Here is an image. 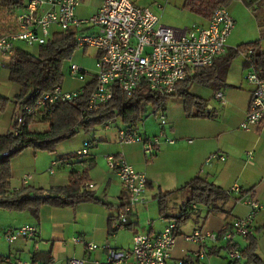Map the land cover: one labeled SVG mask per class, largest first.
Masks as SVG:
<instances>
[{
  "label": "crops",
  "instance_id": "crops-1",
  "mask_svg": "<svg viewBox=\"0 0 264 264\" xmlns=\"http://www.w3.org/2000/svg\"><path fill=\"white\" fill-rule=\"evenodd\" d=\"M88 1L90 2L89 10L82 7L84 0L80 1V5L76 9L77 17L92 16L99 10L103 2V0ZM136 1L150 6L160 15L157 0ZM171 2L170 0L166 4L165 9L171 8ZM256 4L259 6L255 11L256 14L260 12L262 15L257 20L261 37H255L256 39L236 38L234 37L235 25L228 38L227 49L230 45L237 44V47L245 42L258 41L261 50L264 51L262 42L264 0H256ZM24 6L25 0L24 5L18 8L9 11L0 9V35L16 31V17L24 9ZM208 20L202 18L201 24L206 25ZM56 31L58 30L54 29V32ZM95 31L97 28L91 25L80 28V32L92 33ZM17 48V53L11 60L17 58L22 52H28L21 50L18 46ZM241 55V60L238 63L239 67L242 66L241 69L239 68L240 72H243V67L246 66L245 56ZM6 56L8 55L0 53V93L10 98V101L5 111L0 112V135L14 130L15 117L22 109L21 103L15 98L20 91V86L16 83L13 85V82L9 80L8 64L11 60H6ZM4 65L8 68L6 75H3L2 67ZM69 66L66 69L69 79L81 81V84L77 87H65L61 83L65 91L79 90L93 79L95 71L87 73L85 81L71 77ZM238 84L243 85L242 80ZM236 86L234 84V87L231 88L213 89L212 98H206L209 100L208 109L212 115L206 117L187 116L182 99H179L182 103L181 106L180 102L170 98L166 110L168 127L167 130L164 129V132L166 136L175 139V143L163 142L154 154L145 153L140 142L121 143L118 135L120 128L113 129L107 124L97 131L96 136L93 135V139L88 133L78 139L73 136L62 141L58 145L56 153L46 150L37 151L28 147L13 156L10 161L13 188H19L24 184L44 189L65 186L70 182V173L73 168L82 170L87 167L90 177L88 183L93 184V187L88 188L87 186V188L95 193L99 201H84L68 206L45 203L40 207L38 214L29 210L18 211L0 208V227L2 229L33 224L39 231L35 238L18 239L13 243H8L5 238H1L0 258L20 257L40 262L47 261L52 264H67L72 257L84 260V264H96V260L105 262L108 252L103 248L104 245L122 249L129 248L136 233L158 234L168 224L176 223V217L181 215L184 209H187L186 212L194 222L188 228L181 225L177 229L180 235L173 251V257L183 259L184 264H199L200 262L233 264L228 258L227 241L222 237L216 242H208L204 247L205 257L198 258L196 252L200 250L201 246L185 240L181 234L192 233L201 227L220 234L227 224H232L236 218L245 217L249 213V205L244 202L243 198L252 196L262 205V209L254 219L253 236L256 240V253L264 264V121L251 130L241 127L248 112L253 85L248 82L246 88ZM218 90L224 92L225 100L215 96ZM32 125L37 128L39 122ZM86 141L91 142L88 156L82 159L78 158L76 162L74 160L63 161L57 164L53 173L49 171L53 159L70 153L74 154L83 147ZM249 151L252 153L249 154ZM108 154L123 155L138 171L144 172L149 180L145 200L135 205L134 212L129 216V221L121 227L117 226L118 213L127 201V195L116 170L111 168L107 162ZM212 154H217V156L207 161ZM221 156H224V159ZM26 176L28 177L25 180ZM196 176H202L226 191H230L234 185H238L241 188V193L231 192L227 200L220 201L218 205L222 207V210L218 212L211 211L208 207L200 204H197L199 210L194 211L192 205L196 203H192L188 209L190 193L183 186ZM160 191H174L168 196L165 212H161L160 209ZM193 212L196 215H192ZM111 217H114V222L111 221ZM111 227L115 228V231L112 232ZM0 234L2 235V231ZM77 237L94 242L99 247L88 250L84 243L75 241ZM234 241L240 248L245 247L249 242L246 237L241 236H236ZM242 261L244 262L245 259Z\"/></svg>",
  "mask_w": 264,
  "mask_h": 264
},
{
  "label": "built area",
  "instance_id": "built-area-1",
  "mask_svg": "<svg viewBox=\"0 0 264 264\" xmlns=\"http://www.w3.org/2000/svg\"><path fill=\"white\" fill-rule=\"evenodd\" d=\"M81 0H25L24 9L16 17L17 29L0 36V53L14 55L17 53V42L41 46L53 36L54 29L77 32L79 46L98 49L96 69L93 79L96 87L88 102L89 109H98L112 98L115 86L122 88L128 95L145 83L162 96L176 91L179 82L185 80L191 68L208 67L215 59L227 50V41L231 35L235 20L227 7H219L209 18L206 25L193 24L190 27H173L161 22L159 15L147 5L136 0H103L99 10L88 18L76 16V9ZM169 0H157L159 10H164ZM85 25L95 26L92 33L80 32ZM253 53V49L249 50ZM71 59V58H70ZM248 63L253 58H247ZM88 71L76 62H71L69 75L86 80ZM1 74V69H0ZM245 79L253 85L249 108L241 127L251 130L264 121V71L248 67ZM83 91H65L61 85L52 91L40 94L33 104H27L15 117L18 126L26 122V116L43 110L56 102L69 101ZM218 99L225 100L224 92L216 91ZM165 114L160 115V123L166 124ZM121 143L140 142L144 152L154 154L163 143L173 144L175 139L165 135H142L135 130L120 128L118 131ZM90 142L86 141L75 154L79 158L89 155ZM249 154L252 151L248 152ZM8 152L5 153V155ZM217 154L208 157L210 161ZM224 159V156H221ZM107 162L114 168L127 195V201L118 213V227L129 221L137 203L145 200L148 189V177L138 171L121 154H108ZM66 161V160H64ZM63 161L53 159L49 171L53 173L57 164ZM28 176L25 177V180ZM93 187L92 183L87 184ZM241 193V188L234 185L231 190ZM242 199V198H241ZM249 205V213L245 217L236 218L231 229L219 234L205 228H197L192 233L181 234L187 240L201 246L196 252L198 258L205 257V245L216 242L220 237L227 241L228 258L231 261L241 258L240 250L234 246L235 237H247L254 234V219L262 209L259 201L248 196L243 198ZM194 211L199 210L193 204ZM2 235L8 243L18 239H32L38 235V228L33 224L19 227L1 228ZM179 233L176 223L168 224L158 234L138 232L134 235L129 248H115L104 245L108 252L105 262L96 260V264H184L183 259L173 257ZM76 242L84 243L88 250L99 247L94 242L75 238ZM0 264H52L20 257L0 258ZM67 264H84V260L72 257ZM199 264H205L200 262Z\"/></svg>",
  "mask_w": 264,
  "mask_h": 264
},
{
  "label": "trees",
  "instance_id": "trees-1",
  "mask_svg": "<svg viewBox=\"0 0 264 264\" xmlns=\"http://www.w3.org/2000/svg\"><path fill=\"white\" fill-rule=\"evenodd\" d=\"M231 1L184 0L182 6L202 18L209 19L217 8H228ZM23 5L24 0H0V9L8 11ZM78 47L77 32L58 30L53 33L47 43L39 47L38 54L22 52L9 62V80L20 86V91L15 98L22 107L33 104L40 94L52 91L56 86L61 85L64 79V64ZM250 49H253L252 54L249 53ZM239 54L245 56L247 67L264 71V51L261 50L260 43L258 41L245 42L232 51L227 49L224 54L215 59L211 66L191 68L187 78L179 82L176 91L169 95H176L182 99L187 116H211L212 113L208 109L209 100L191 92L190 83L194 81L212 89L227 85L230 65L233 58ZM249 56L253 58L252 63L247 61ZM95 87L96 80L92 79L72 100L56 102L43 110H37L32 115H27L26 122L22 126H18L14 120V130L0 135V208L29 210L38 214L40 207L45 203L68 206L84 201H99L95 193L87 188V183L90 181L87 167L82 170L73 168L70 173V182L65 186L44 189L24 184L15 189L12 187L11 158L28 147L37 151L46 150L56 153L62 141L75 136L79 131L92 133L98 125H107L117 118H121L124 122L125 127L122 128L135 130L148 111V107L152 106L155 112L169 96L158 94L145 83L137 87L130 95L119 86H115L112 98L98 109L92 110L88 108V102ZM9 101L10 98L0 93V112L5 111ZM39 121L44 122L47 127L34 128L32 124ZM6 152L8 154L5 155ZM78 158L75 153H70L56 159L76 162ZM183 188L189 190V205L192 203L204 205L215 212L222 210L218 203L227 200L231 195V191L222 189L202 176L194 177ZM173 192L160 191L161 212H165L168 196ZM186 211L187 209H184L183 213L176 217V229L190 217ZM114 220V217H111V221L114 222ZM231 227V223L227 224L220 234H224ZM111 231H115V228L111 227ZM246 238L249 242L245 247L240 248L237 243L234 244L240 250L241 258L231 262L233 264H263L256 253L255 237L250 235ZM243 259H245L244 262Z\"/></svg>",
  "mask_w": 264,
  "mask_h": 264
},
{
  "label": "rangeland",
  "instance_id": "rangeland-1",
  "mask_svg": "<svg viewBox=\"0 0 264 264\" xmlns=\"http://www.w3.org/2000/svg\"><path fill=\"white\" fill-rule=\"evenodd\" d=\"M170 1V0H169ZM172 5L170 9H164L160 10L159 16L160 20L162 23L171 25L173 27H190L194 23L196 24H201L202 23V18L198 14L190 11L187 8H184L182 5L184 3V0H171ZM90 2L88 0H84L82 2V7L85 8L86 10H89V4ZM229 10L235 18L236 22V32L234 34V37L236 38H251V39H256L261 37L260 36V31L258 30V18L262 17L260 15V12L256 14V10L259 8V6L256 4V0H232L230 5H229ZM235 28V26H234ZM234 30V29H233ZM233 32V31H232ZM256 37V38H255ZM262 42L264 43V36L262 38ZM21 50H27L31 54H38L39 52V46L38 45H28L25 42H18L16 44ZM237 44L230 45L229 50L232 51L233 47L235 48ZM264 45V44H263ZM264 47V46H263ZM97 52L98 49L95 47H85V46H79L77 50L74 52L72 55L71 59H68L65 64H64V79L62 82V86L65 87H77L79 84H81V81L78 80H71L68 77V71H66L67 67L71 62H76L79 65H81L84 69H86L89 72H94L96 69V57H97ZM14 55H8L6 56V60H11ZM239 56V57H238ZM238 56L234 57L232 60V65L230 68L229 76L227 78L228 82L227 85L223 87H234V84L236 87H243L246 88L248 85V81L245 79V76L248 73V67L245 66L243 67V72H240V69L242 66L239 67V60H241L242 55L239 54ZM240 68V69H239ZM3 70V75H6L8 72V68L6 65L2 67ZM91 75V74H89ZM89 78V76H88ZM243 82V85L238 84L239 81ZM15 85V83H12ZM190 91L205 97V98H212L211 94L213 93V89L211 87L205 86L198 84L196 82H191L190 83ZM168 99H165L162 103V106L158 108L155 112L152 106L148 107V111L146 114L143 116L142 120L138 123L135 131L141 133L142 135L147 134L148 136H154V135H159L162 130H167L166 128L168 127V124L162 125L160 123V115L165 114L166 116V110L168 108V104L170 102V98L173 100H177L176 102H180L181 106L182 103L179 100L180 97L178 96H171L169 95L167 97ZM165 107V109H164ZM167 119V116H166ZM109 126L113 129L122 128L125 127L124 122L122 121L121 118H117L115 121L109 122ZM47 125L44 122L39 121L38 129H44L46 128ZM103 125H98L95 130L90 133L86 132L84 130H81V132L77 135H75V138H81L84 134H90L89 136L94 137L96 136V133L99 129H102ZM94 135V136H93ZM77 139H73L74 141ZM93 139V138H92ZM96 139V138H95ZM96 141V140H95ZM90 148V147H89ZM191 205L188 204V209H190ZM192 215H196V213L193 212ZM225 216V215H224ZM194 220L193 218L189 217L182 225L186 228L191 226L193 224ZM4 238L3 235L0 234V239ZM6 240V239H5Z\"/></svg>",
  "mask_w": 264,
  "mask_h": 264
}]
</instances>
